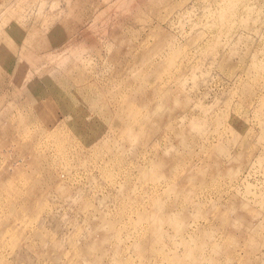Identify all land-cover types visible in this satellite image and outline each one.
Returning a JSON list of instances; mask_svg holds the SVG:
<instances>
[{
  "label": "rangeland",
  "instance_id": "1",
  "mask_svg": "<svg viewBox=\"0 0 264 264\" xmlns=\"http://www.w3.org/2000/svg\"><path fill=\"white\" fill-rule=\"evenodd\" d=\"M0 43V264H264V0H0Z\"/></svg>",
  "mask_w": 264,
  "mask_h": 264
},
{
  "label": "bare ground",
  "instance_id": "2",
  "mask_svg": "<svg viewBox=\"0 0 264 264\" xmlns=\"http://www.w3.org/2000/svg\"><path fill=\"white\" fill-rule=\"evenodd\" d=\"M1 43H2V42H1ZM1 43H0V44H1ZM246 263H247V262H246Z\"/></svg>",
  "mask_w": 264,
  "mask_h": 264
}]
</instances>
